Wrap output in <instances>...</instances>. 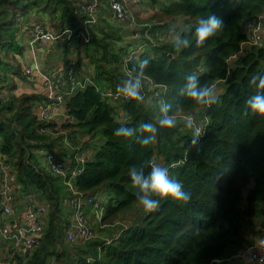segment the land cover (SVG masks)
Masks as SVG:
<instances>
[{
	"label": "trees",
	"instance_id": "16d2710c",
	"mask_svg": "<svg viewBox=\"0 0 264 264\" xmlns=\"http://www.w3.org/2000/svg\"><path fill=\"white\" fill-rule=\"evenodd\" d=\"M152 3L143 22L150 24L152 33L184 18L188 26L178 38L157 40L139 57L126 61L130 52L118 23L110 18L111 10L104 24H86L87 16L73 0H0V16L8 10L12 14L0 24V150L20 192H37L50 208L40 244L24 257L14 254L16 264H238L234 256L260 233L257 228L264 225V117L244 115V101L257 90L249 86L251 76H264V40L260 46L247 44L245 28L247 21H258L264 13V0ZM34 9L59 17L63 28L78 31L89 26L88 42L68 40L84 43V55L80 53L76 60L79 68L88 64L93 80L67 98V115L72 120H42L37 108L45 97L17 92L15 78H25L26 71L17 58L24 49L17 39L24 22L15 21ZM209 14L221 18L224 27L196 47L192 34L197 21ZM12 26L17 28L11 34ZM185 37L192 39L191 45L177 52L176 46ZM146 39L135 40L139 46ZM145 59L142 101L126 99L115 105L104 97L99 84L117 88L124 80L134 79ZM188 74H196L202 85L215 88L220 82L223 89L214 102L203 105L187 98ZM162 104L172 105L168 114L178 123L175 128L161 129L152 144L142 147L135 138L114 135L121 126L153 123L158 128ZM121 108L127 114L125 121L117 118ZM197 109L205 127L193 145L197 130L187 128L183 116ZM54 149L60 153L57 156L71 160L66 178L42 164L44 152ZM82 151L93 154L83 172L72 179L73 188L84 195H106L102 228L128 222L110 239L77 243L68 242L62 234L64 203L73 196L67 181L75 156ZM153 158L190 194L187 203L160 198L155 211L143 210L136 198L144 193L133 187L128 170L139 172L143 165L147 176ZM2 212L0 195V216Z\"/></svg>",
	"mask_w": 264,
	"mask_h": 264
},
{
	"label": "built area",
	"instance_id": "2783aa9c",
	"mask_svg": "<svg viewBox=\"0 0 264 264\" xmlns=\"http://www.w3.org/2000/svg\"><path fill=\"white\" fill-rule=\"evenodd\" d=\"M139 4L141 0H131ZM108 2L112 12L113 20L121 25L133 26V39H142L143 42L136 50L131 51L125 60L129 61L139 57L148 45H155L157 40L164 41L173 39V30L164 28L155 33L150 31V24L140 23L137 17L131 13L122 0H80L77 3L79 11L87 16L86 24L97 22L98 11L104 3ZM81 26L80 30L73 28H63L53 31L42 22H33L27 26L25 32L28 34V46L35 48L40 44H51L56 41H68L72 38H83L86 42L90 40V29L88 25ZM247 44L260 46L264 40V13L260 15L259 20H249L246 23ZM145 36V37H144ZM150 43V44H149ZM26 74H33L35 71L42 74L44 85L46 87L45 99L39 109V117L45 121H62L71 119L67 115L66 100L79 89L85 88L89 84V78L83 75L78 68L76 58L66 61L63 69L58 72H42L37 63L35 67H29ZM150 87L155 88L156 84L150 81ZM215 85H213L214 87ZM104 97L114 101H124L129 99L117 92V88L112 86L101 90ZM145 96V94L143 93ZM159 92H155L158 96ZM190 115H184L186 118ZM63 119H60L62 118ZM121 121L127 120V114L123 108L119 111ZM194 119V127L199 135L203 134L205 122ZM72 120V119H71ZM88 151H82L75 156L76 164L72 168L70 178L67 181L69 188L73 191V196L68 203L72 207V218L64 225V236L68 242H86L95 236V231L87 218V207H92L97 215L99 222L105 209L104 201H98L91 195H84L72 186V179L83 172L85 164L90 158ZM45 161L48 169L53 174L66 178L71 168L70 159H64L57 156L55 152H45ZM154 166L156 160H152ZM172 167L175 164L171 165ZM19 184L14 175L10 172V165L6 156L0 150V195L2 196V215L11 217V221L3 222L0 219V235L3 239L10 241L14 245V254L26 256L30 250L35 249L41 242L46 233L47 219L50 208L47 203L37 198L34 193H26L23 198L18 197ZM239 261L249 262V264H264V231L259 234L252 242L246 243L243 249L234 256ZM11 264H16L12 261ZM54 264V263H51Z\"/></svg>",
	"mask_w": 264,
	"mask_h": 264
},
{
	"label": "clouds",
	"instance_id": "9594fccd",
	"mask_svg": "<svg viewBox=\"0 0 264 264\" xmlns=\"http://www.w3.org/2000/svg\"><path fill=\"white\" fill-rule=\"evenodd\" d=\"M224 27L221 18L215 14H209L207 17H201L196 24L195 31L192 34V39L195 40L196 47H200L206 40L216 34L217 31ZM192 39L185 37L177 46L176 51L179 52L181 48H188ZM148 61H140V71L135 78H129L123 81L122 84L117 85V92L131 100L142 101L143 95V77L146 75L144 68L147 67ZM186 94L187 98L194 100L198 104L208 105L215 101V90L213 86L208 84H201L196 74H188ZM249 86L255 87L250 97L244 101V115L249 113L264 117V76L253 74L249 80ZM185 91H181L184 95ZM171 104H162L160 111L162 117L153 123H140L137 128L121 126L114 131V135L125 140L135 138L136 143L142 147L152 144L161 129H171L177 126V120L173 115H169ZM184 124L187 128H193L194 119L192 116L185 118ZM140 133L147 135L139 136ZM199 139V132L192 139V144L196 145ZM131 183L133 187L144 193L136 199L142 206L145 212L155 211L159 207L160 198L171 197L174 200L187 203L190 199V194L185 192L183 185L176 179L170 177L169 169L164 166L155 165L151 167L150 172L145 176L143 165L140 166V171L137 172L135 168L128 170Z\"/></svg>",
	"mask_w": 264,
	"mask_h": 264
},
{
	"label": "crops",
	"instance_id": "0c3cea01",
	"mask_svg": "<svg viewBox=\"0 0 264 264\" xmlns=\"http://www.w3.org/2000/svg\"><path fill=\"white\" fill-rule=\"evenodd\" d=\"M80 0H73V2L77 3ZM126 4V7L128 8V3L132 2L131 0H122ZM133 3V2H132ZM133 5H136V3H133ZM108 10H111L109 7L108 2L104 3L98 11L97 16V23L99 25L104 24V19L106 17V12ZM147 11L148 9H144ZM12 15V14H11ZM44 15L42 12H39V10L34 9L31 11L30 14L27 16H22L21 20L24 22V26L22 30L20 31L17 39L20 42L22 46H24L23 52L19 55L17 54V58L21 61L22 68L25 70L27 67H35V63L42 68V72H60L63 67L66 64V61L72 58H76L78 60L79 54L84 55V43H79V41L72 40V41H56L51 44H38L35 46V48H30L28 46V34L25 32V29L27 26L31 25L33 22H42L49 28H51L53 31H57L59 29H62V23L57 16H41ZM15 16V15H14ZM76 17L79 20V15H76ZM110 18H112V12L110 15ZM42 20V21H41ZM114 21V20H113ZM184 25H186V22H183ZM247 45V44H246ZM86 61V60H85ZM79 68V66H78ZM89 66L86 62L80 65L79 70L82 72L83 75H86L89 78V84H93V80L91 79L89 75ZM88 71V72H87ZM17 85H18V91L19 92H27V93H37L44 95L46 94V87L44 85V80L42 77V74L39 72H34L33 74L29 75L26 74L25 78H15ZM110 87V86H107ZM106 88V87H104ZM102 88V89H104ZM223 89L222 85H220V82L218 83L217 87L215 88V95L219 92H221ZM43 101H41L40 104H38V111L42 105ZM115 105H120L121 102L115 101ZM200 110H195L193 113H199ZM60 119H63L60 118ZM90 156H92L93 152L89 151ZM64 213L66 214V217L68 219L71 218L72 215V207H70L69 203H64ZM88 211L90 212V215L92 218H95V211L88 207ZM1 221L3 222H9L11 221V217L6 215L0 216ZM260 232L264 231V225L259 227ZM258 236H255L253 239H255ZM14 250V245L10 241H7L3 239V237L0 235V264H11L12 262V253L16 251ZM238 264H249V262H245L244 260L237 261Z\"/></svg>",
	"mask_w": 264,
	"mask_h": 264
},
{
	"label": "rangeland",
	"instance_id": "374dc122",
	"mask_svg": "<svg viewBox=\"0 0 264 264\" xmlns=\"http://www.w3.org/2000/svg\"><path fill=\"white\" fill-rule=\"evenodd\" d=\"M200 2H202V3H204V2H207L208 0H199ZM153 5V3H152V0H141V2L139 3V4H136V5H133V3L132 2H129L128 3V9L131 11V13L132 14H134L135 16H136V13H137V15L138 16H136V17H139V19H138V21L140 22V23H143L145 20V18H146V16L149 14V13H151V6ZM144 9H148L147 11H145ZM136 12V13H135ZM107 13V12H106ZM44 15H46V16H50V14L49 13H47V14H44ZM44 15H41V16H44ZM11 12L8 10L4 15H1L0 16V24H2V23H5L6 21H8L10 18H11ZM106 16H107V18H109L108 17V15L106 14ZM12 20V19H11ZM35 20H37V22L39 21L38 19H35ZM186 19L184 18V19H179L178 21H175V22H172V23H170L167 27H165V28H169V29H171V30H173V39H176V38H178L179 37V35L181 34V32L188 26V23L185 21ZM20 21H21V16L20 15H18L17 17H16V24L17 23H20ZM42 21V20H41ZM114 22V21H113ZM183 22H186V25H184V23ZM115 23V22H114ZM115 24H117V23H115ZM117 26H119L120 27V29H121V33H122V35H123V43H124V45H126V48H127V52L129 53H131V51L132 50H136L137 48H138V44L139 43H137V41L135 40V39H133L132 37H131V34L133 33L132 31H133V29H134V27L133 26H126V25H121V24H117ZM16 26H12V27H10V30H9V32L12 34L13 33V31H16ZM162 29V28H161ZM164 29V28H163ZM6 35V34H5ZM18 35V34H17ZM7 36V35H6ZM19 42V41H18ZM20 43V42H19ZM246 46H248V45H245L244 47H246ZM19 59V58H18ZM20 61V60H19ZM21 62V61H20ZM27 68H29V67H27ZM26 68V69H27ZM25 69V70H26ZM88 72V71H87ZM99 86L101 87V88H104L103 86H102V83L101 84H99ZM217 87V86H216ZM215 87V88H216ZM215 88H214V90H215ZM102 90V89H101ZM17 92L18 93H23V92H19L18 91V89H17ZM41 95V94H40ZM42 96H44V95H42ZM112 103H114L115 101L114 100H110ZM37 111H38V109H37ZM190 116H192L193 118H195L196 120L198 119L199 121H201L202 119V117H201V113L199 112V113H192ZM117 118L119 119V120H121L120 118H119V115H117ZM68 145H70V143L68 142ZM69 147V146H68ZM72 148V147H71ZM52 151H54L55 153H58V154H60L59 153V151L57 150V149H54V150H52ZM44 154H45V152H44ZM42 164H46L45 163V157L43 156V158H42ZM46 168H48L47 167V165H46ZM30 193H34V194H36L37 195V198L38 199H40V200H42L44 203H46L40 196H39V194H37V192H30ZM24 195L25 194H22L21 192H20V190L18 191V197L21 199V198H23L24 197ZM96 196H93L96 200H98V201H106L107 200V197H106V195L105 194H103V192L102 193H96L95 194ZM65 204H67V202H65ZM70 205V204H69ZM71 207V206H70ZM88 208V207H87ZM63 212H64V208H63ZM71 218H72V215H71ZM70 218V219H71ZM87 218H88V221H89V223H90V225L92 226V228L94 229V231H95V236H94V238H92V239H95V238H101V239H110L111 238V236L116 232V231H118V230H121L122 228H123V224L125 223V224H128V222H122V223H118V224H116V225H112V226H107V227H101L100 226V222H99V220H98V218H97V215H96V212H95V218H92L91 217V215H90V212H88L87 213ZM70 219H68L67 217H66V214L64 213V220H63V223H62V234H63V231H64V225L67 223V222H69L70 221ZM258 229V231L260 232V229H259V227L257 228ZM262 232V231H261ZM261 232L260 233H257V236H259V234H261Z\"/></svg>",
	"mask_w": 264,
	"mask_h": 264
},
{
	"label": "water",
	"instance_id": "95a60500",
	"mask_svg": "<svg viewBox=\"0 0 264 264\" xmlns=\"http://www.w3.org/2000/svg\"><path fill=\"white\" fill-rule=\"evenodd\" d=\"M205 109H207V108H205Z\"/></svg>",
	"mask_w": 264,
	"mask_h": 264
}]
</instances>
